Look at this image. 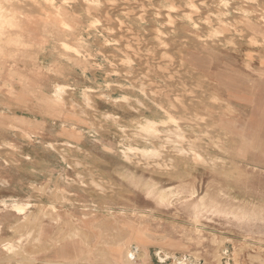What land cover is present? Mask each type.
<instances>
[{"label":"rangeland","instance_id":"374dc122","mask_svg":"<svg viewBox=\"0 0 264 264\" xmlns=\"http://www.w3.org/2000/svg\"><path fill=\"white\" fill-rule=\"evenodd\" d=\"M41 1L51 11V24L45 27L46 19L30 15L34 21L31 31L38 44L26 48L36 52L37 58L27 55L16 63L9 57L0 61V227L5 225L0 232L4 239L2 243L0 239V264H42L40 257L46 250L39 247L40 226L47 220L57 227L62 216L78 224H93L89 231L93 240L85 244L91 254L80 253L72 264H264V0H195L201 7L196 10L200 13L193 12L194 16L199 14L195 17L198 28L186 21L181 10L172 13L174 24L155 15L154 9L165 8L161 0H119L121 6L118 0H110L118 5L107 12V17L102 14L109 0H99L98 10L93 8L97 12L85 7L93 0ZM172 2L180 8L187 4L186 0ZM32 3L15 2L12 12L26 15L24 8L35 6ZM59 6L68 9L71 28L60 25ZM142 7L146 8L144 13ZM132 10L141 11L135 14ZM218 15L228 21L225 37L213 33ZM97 17L103 20L96 23L97 27L89 26ZM114 19L125 22L121 34L117 33L120 39L129 35L128 40H134L133 36L144 39L130 51L144 59H139L140 65L134 57L128 62L121 44L114 40ZM157 23L164 32V43L154 36ZM8 35H2L0 44L6 51H14V45L7 44ZM82 35L90 38L85 46L92 55V61L85 64L75 60L79 54L85 61V53H89L77 40ZM62 40L81 48L82 53L66 47ZM205 52L213 58L211 72L206 75L197 72L187 58L190 53L204 57ZM145 57L158 60L147 58L145 62ZM161 65L166 66L165 71ZM12 68L34 79L38 95L43 90L51 94L58 84L66 85V101L70 98L72 103L66 106L67 116L46 106L39 108L34 99L18 103L8 87L13 82L21 88L11 77ZM120 68L124 69L120 72ZM219 69L226 72L227 84L215 77L214 71ZM145 87L156 90L155 95L180 97L188 117L184 119L188 136L197 140L196 145L202 143L197 149L204 158H216L223 167L194 164L169 146H163L166 150L156 158L169 164L166 172L137 167L124 159L122 151L126 147L149 145L133 137L131 129H136L144 116L165 117L146 96ZM98 93L113 98L130 96L146 106L138 111L103 100ZM84 97L91 98V105ZM81 109L80 119L71 118ZM109 114H116L120 123L107 117ZM12 116L32 120L11 121V127L6 123ZM224 119L231 121L235 136L224 128ZM66 129L80 133L72 138ZM50 228L54 230V225ZM27 231L25 242H13L15 252L3 249L4 243ZM79 238L71 237V241ZM129 250L131 255L125 252ZM68 262L56 260L54 264Z\"/></svg>","mask_w":264,"mask_h":264},{"label":"bare ground","instance_id":"6f19581e","mask_svg":"<svg viewBox=\"0 0 264 264\" xmlns=\"http://www.w3.org/2000/svg\"><path fill=\"white\" fill-rule=\"evenodd\" d=\"M26 1H29L30 3L33 2L32 4L35 5V6H31L32 8H28V7H25L24 9H26L27 11V14L26 15H23L22 13L21 14H15L13 13V9L15 8V2H20V3H25ZM71 1V0H70ZM77 1V0H76ZM113 2V0H111ZM119 1V0H118ZM117 1V2H118ZM124 1V0H123ZM131 1V0H130ZM135 1V0H134ZM162 3L164 4L165 8L164 9H160V8H156L154 9L155 10V15H160V16H163L164 18L167 19V22H171V23H175V18H174V13H180L179 10H181L182 12L180 13L181 15L184 16V18L186 19L187 22H189L193 27L195 28H198L199 24H198V16L199 14H195L197 16H194L193 15V12L198 10V8L200 7V5H198V3L195 2V0H186V7L182 6V8H180L181 5L179 4H176L174 2H172V0H161ZM176 1V0H175ZM202 1V0H201ZM103 2V0H102ZM101 2V3H102ZM109 2V4L112 2L107 1ZM115 2V1H114ZM122 2V1H121ZM127 2V1H126ZM138 2V1H137ZM143 2V1H141ZM148 2V1H147ZM178 2V0H177ZM253 2V1H252ZM43 2L41 0H0V40H2V35L4 34H9L8 35V38H7V44L9 45H14L15 47V50L14 51H6L2 44H0V61L6 59L7 57L9 58H12L13 62L16 63L18 62V60H22L21 58L24 57H28L30 59L32 58H37V53L36 52H31V51H28L27 49L28 48H31L32 46H35L36 44H38V42L36 41V39L33 38V33L31 31V29H33V23L34 21H32L31 19V16L30 15H33V14H37L39 15L42 19H46V25L45 27H49V25L51 24V22H48L49 21V12L50 10H46L44 8V5L42 4ZM116 3V2H115ZM129 3V2H128ZM136 3V2H134ZM209 3V2H208ZM84 4V3H83ZM100 4V1L99 0H93V1H90L88 3L85 4V7L89 10H91V8H95L96 10H98V6ZM105 4V3H104ZM103 4V5H104ZM107 5H105V8L107 11L105 12L104 10V14H102L104 17H107V12L110 10V9H114L116 10V6L118 4H115V6L113 5L112 8L108 7V3H106ZM119 4H120V1H119ZM122 4V3H121ZM120 4V6H121ZM153 4V3H152ZM124 6L122 8H125V4H123ZM130 5V4H129ZM145 5V3H144ZM143 5V6H144ZM233 5V4H232ZM246 5V4H245ZM42 6V7H41ZM107 6V8H106ZM17 7V6H16ZM126 9L125 10H128V5H126ZM137 7V6H136ZM141 6H139L140 8ZM146 7V6H145ZM209 7V6H208ZM60 10H58V16H59V19H60V25L63 26L65 29H68V28H71V17L70 15L68 14V9L66 7H62V6H59ZM79 7H77L78 9ZM85 8V9H86ZM150 8V7H149ZM201 8V7H200ZM81 11V8H79ZM93 9V10H95ZM101 9V8H100ZM119 9V8H117ZM135 9V8H134ZM146 8L143 9L142 7V11L145 10ZM95 10V11H96ZM121 10V9H120ZM136 10V9H135ZM77 11V10H76ZM92 11V10H91ZM133 11V10H132ZM139 11V12H140ZM146 11V10H145ZM144 11V12H145ZM148 11V10H147ZM164 11V14L161 13ZM51 12V11H50ZM97 12V11H96ZM100 12V11H99ZM103 12V11H101ZM134 12V11H133ZM138 12V10L136 11V13ZM138 12V13H139ZM143 12V13H144ZM197 13H200L198 11H196ZM90 13V12H89ZM111 13H115L114 12H111ZM128 12H126L127 14ZM132 13V12H130ZM129 13V14H130ZM135 13V12H134ZM135 13V14H136ZM142 13V14H143ZM173 13V14H172ZM204 13V12H203ZM201 13V14H203ZM206 13V12H205ZM204 13V14H205ZM79 14V13H78ZM107 14V15H106ZM141 14V13H140ZM150 15V13H148ZM163 14V15H161ZM93 15V14H92ZM133 15V14H132ZM244 15V14H243ZM242 15V16H243ZM99 16V15H98ZM102 16V17H103ZM111 16V14L109 15ZM108 16V17H109ZM131 16V15H129ZM135 16V15H134ZM138 16V15H137ZM205 16V15H204ZM207 16V15H206ZM101 17V16H99ZM97 17L96 20L92 21L91 24L89 26L93 27L95 25L96 26V23L100 21V19L103 20V18H100ZM112 17V16H111ZM110 17V18H111ZM140 17V15H139ZM150 17V16H149ZM197 17V18H195ZM202 17V16H201ZM209 17V16H207ZM205 17V18H207ZM246 17V15H245ZM145 18V17H143ZM249 19V17H247ZM162 18H160L161 20ZM208 19H211L210 17ZM107 20V18H106ZM111 20V19H110ZM148 20V19H147ZM157 20V19H156ZM177 20V19H176ZM213 20V19H212ZM251 20V19H250ZM112 21H115V28L112 29L114 30V40L118 41L121 45L120 49H123L124 52L126 53V56H127V61L130 62V59L134 57L133 53H131L130 51L133 50V48H136L137 45L141 44L142 45V38H138L137 36H133L131 38H133L134 40L130 39L128 40V38H130V35L129 37L126 39V38H122L120 39L119 35L117 34L118 31H119V34H121L120 32V27L122 25V23H125L123 22V20H120V19H114ZM143 21V20H142ZM158 22V21H156ZM212 23V21H209ZM108 23V22H107ZM173 23V24H174ZM32 24V26H31ZM37 24V22L35 23ZM40 24V23H38ZM98 24V23H97ZM127 24V23H126ZM100 25V24H99ZM108 25V24H107ZM152 25V23H151ZM209 25V24H208ZM169 26V25H168ZM212 29H213V33L214 34H222L221 36H227L226 34H228V21H225L220 15L217 16V20L216 21H213V25H212ZM44 27V28H45ZM108 27V26H106ZM125 27V26H124ZM178 27V26H177ZM176 27V28H177ZM9 28H13L14 30H11ZM63 28V29H64ZM131 28V27H130ZM129 28V29H130ZM145 28V27H144ZM156 29V32L154 33V36L161 42V43H164L165 40H164V36H163V30L162 28L159 26V23H157L155 25V27H153ZM171 28V27H169ZM236 28V27H235ZM9 29V30H7ZM102 29V28H101ZM168 29V28H167ZM174 29V28H172ZM252 29H256L255 27H253ZM47 30V29H46ZM111 30V31H112ZM133 30V29H131ZM244 30V29H243ZM106 31V30H105ZM104 31V32H105ZM126 31V30H125ZM130 31V30H129ZM137 31V30H136ZM165 31V30H164ZM170 31V30H169ZM173 31V30H172ZM108 32V31H107ZM123 32V30H122ZM128 32V31H127ZM147 32H149L147 30ZM230 32V30H229ZM125 33V32H124ZM135 33V32H134ZM146 33V32H144ZM167 33V32H166ZM243 33V32H242ZM13 34V35H12ZM128 34V33H127ZM151 33H149V36H150ZM113 35V34H112ZM147 35V34H146ZM152 35V34H151ZM241 35V34H240ZM124 36V34H123ZM121 36V37H123ZM141 36V35H140ZM144 37V36H142ZM147 37V36H146ZM78 38V37H77ZM113 38V37H111ZM171 38V37H170ZM173 38V37H172ZM250 38H254L252 35H250ZM90 38L88 37H85V35H82V36H79V38L77 39L80 43V47H84L85 45L88 46L87 44V41L89 40ZM148 40V39H147ZM145 39L144 42L147 41ZM215 41V40H214ZM219 41V44H222L221 43V39H218ZM217 41V43H218ZM62 43L67 47V46H71L69 43H67L66 41L62 40ZM97 43V41L95 42V44ZM147 43H151V42H147ZM146 43V44H147ZM179 43V42H178ZM209 43V42H208ZM185 44V43H184ZM133 45V46H132ZM87 49V51L89 53H85V61L81 60L79 57V54L76 55V61L80 62V63H83L85 64L84 62L86 61H89L91 62L92 59L90 56L91 53H90V49ZM148 46V45H147ZM24 47V48H22ZM73 47L75 50L74 51H77V52H80L82 53L81 51V48L79 49L78 47H75V46H71ZM144 47V46H143ZM149 47V46H148ZM27 48V49H26ZM139 48V47H138ZM142 48V47H141ZM140 48V49H141ZM155 48V47H154ZM159 48V47H158ZM161 48V47H160ZM163 48V47H162ZM156 49V48H155ZM169 49V48H168ZM72 50V49H71ZM163 50V49H162ZM73 51V52H74ZM122 51V50H121ZM120 51V52H121ZM143 51V50H142ZM155 51V50H154ZM153 51V52H154ZM165 51L168 52V50L165 49ZM76 52V53H77ZM102 52V51H101ZM99 52V53H101ZM136 52V51H135ZM134 52V53H135ZM160 51H158V54ZM164 52V50H163ZM137 53H139V51H137ZM146 53V52H145ZM144 51H143V54H145ZM149 52H147L148 54ZM156 53V52H154ZM103 54V53H102ZM142 54V53H141ZM146 54V55H147ZM157 54V55H158ZM18 55V56H17ZM28 55V56H27ZM88 57H87V56ZM152 55V54H151ZM161 55V54H160ZM198 55V54H197ZM206 56L204 57H200V55L196 56L195 54L193 53H190L188 54L187 58H188V61L190 64H192V66H194V68L197 70V72H200L202 74H205L208 73V72H211V69H210V64L212 63L213 61V58L212 56H210L208 53L205 52ZM209 55V56H208ZM108 56V55H107ZM110 56V55H109ZM143 56V55H142ZM145 56V55H144ZM143 56V57H144ZM155 56V55H154ZM208 56V57H207ZM140 56L138 54L135 55V59L138 61V64H139V58ZM171 57V56H170ZM169 57V58H170ZM133 58V59H134ZM149 58V57H147ZM145 57V62H146V59ZM150 58H153V57H150ZM149 58V59H150ZM172 58V57H171ZM132 59V60H133ZM153 59H157V58H153ZM161 59H165V58H162L161 56ZM174 59V58H173ZM141 60V59H140ZM144 60V59H142ZM141 60V61H142ZM151 60V59H150ZM158 60V59H157ZM172 60V59H171ZM178 60V59H177ZM122 61V60H120ZM155 61V60H154ZM160 61V60H159ZM163 61V60H161ZM118 62V61H117ZM157 62V61H156ZM155 62V63H156ZM171 62V61H169ZM167 62V63H169ZM178 62V61H177ZM87 63V62H86ZM148 63V62H147ZM150 63V62H149ZM119 64V63H118ZM132 64V63H131ZM141 64V62H140ZM139 64V65H140ZM144 64V63H142ZM152 64V62H151ZM154 64V63H153ZM166 64V63H165ZM173 64V63H171ZM121 66V64H119ZM148 65V64H147ZM164 65V64H163ZM174 65V64H173ZM110 66V65H109ZM124 66H126L124 64ZM155 66V64H154ZM123 67V64L122 66ZM142 68L144 67L143 65L141 66ZM157 67V66H156ZM162 67V65H161ZM164 67L166 66H163L162 68L164 69ZM171 67V65H170ZM180 67V66H179ZM146 68V64H145V67ZM148 68V67H147ZM155 68V67H153ZM173 67H171L172 69ZM178 68V66H177ZM121 70H119L120 72L124 69L120 68ZM133 69V68H132ZM135 69V68H134ZM152 69V68H151ZM159 69V68H158ZM161 69V68H160ZM161 69V70H163ZM170 69V70H171ZM111 70V69H110ZM118 70V69H116ZM129 70V69H128ZM137 70V69H136ZM156 70V69H154ZM174 70V69H173ZM142 71H145L142 69ZM165 71V69L163 70ZM168 71V70H167ZM172 71V70H171ZM175 71V70H174ZM2 67L0 66V73H2ZM35 72V71H34ZM33 72V73H34ZM111 72V71H109ZM117 72V71H116ZM137 73V71H135ZM139 72V71H138ZM155 72V71H154ZM162 72V71H160ZM179 72V71H178ZM124 73V71H123ZM129 73V72H128ZM131 73V72H130ZM129 73V74H130ZM140 73V72H139ZM157 74V70L155 72ZM163 73V72H162ZM117 74V73H116ZM148 74V72H147ZM161 74V73H160ZM166 75V72L164 73ZM163 74V76H164ZM172 74V73H169V75ZM146 75V74H145ZM150 75V74H148ZM168 75V76H169ZM214 75L215 77L218 78V80L220 81V83H225L227 84L229 81V78L228 76L226 75V72H223L222 69H219V71H214ZM121 76V75H120ZM171 76V75H170ZM169 76V77H170ZM11 77L14 78V80H16L17 82L19 81V84L21 85L20 89H18V84L16 83H13V82H9L8 84V87L10 89V93L12 96H15V99L17 100L18 103H27V101L30 99H34L35 101V104L39 105V108H44V106L47 107V109H55V112H63V115L64 116H67V113H66V106L67 104H72L71 101H70V98H69V101L67 103L66 100H68V96L65 97V94H67V87L66 85H62V84H58L56 86H54V90L53 92L50 94V93H47L46 91H41L40 95L36 94V90L34 89L36 87V83L34 81L33 78L29 77V76H25L24 74H22V72H19L17 71L16 68H12V73H11ZM130 77V76H129ZM160 77H162L160 75ZM143 78V77H142ZM140 78V80L142 79ZM151 78V77H150ZM139 79V78H137ZM163 79V78H162ZM186 79V78H185ZM128 80V79H127ZM149 80V79H148ZM152 80V79H150ZM149 80V81H150ZM165 79H163L164 81ZM168 80V79H166ZM174 80V79H173ZM131 81V80H129ZM138 81V80H137ZM148 81V82H149ZM170 81V80H169ZM182 81V80H181ZM136 82V80H135ZM140 82V81H139ZM142 82V81H141ZM151 82V81H150ZM154 82V81H153ZM167 82V81H165ZM155 83V82H154ZM158 83V82H156ZM173 83V82H172ZM175 83V82H174ZM134 84V83H133ZM143 84V83H142ZM152 84V83H151ZM151 84L149 85L151 87ZM161 84V83H160ZM180 84V83H179ZM139 85V84H138ZM141 85V84H140ZM144 85V84H143ZM154 85V84H153ZM156 85V84H155ZM163 85V84H162ZM174 85V84H173ZM115 86V85H114ZM117 86V85H116ZM136 86V85H135ZM157 86V85H156ZM171 85H168V87H170ZM176 86V85H175ZM163 87V86H162ZM172 87V86H171ZM170 87V88H171ZM183 87V86H182ZM190 87V85H189ZM142 88V87H141ZM154 88V87H152ZM158 88V87H157ZM156 88V89H157ZM204 88V86H203ZM17 89V90H15ZM114 89V88H113ZM172 89V88H171ZM142 90V89H141ZM144 90V89H143ZM145 90H146V96H148L149 98L153 99V102L155 103V105L157 106V108L159 110H162L164 113H165V117L164 118H159V119H156V118H153V117H147V116H144L143 117V122H139L137 124V128H132L131 131H132V135L133 137H137V138H141L143 139L144 141H147L149 145H146L144 147H140V146H128L126 147V149H123L122 151V154H123V157L124 159H126L128 162H132L134 165H136L137 167H142L144 169H150V170H153V171H157V172H166L167 170H169V164L167 163H164V161L162 160H158L156 158H159L161 155H162V148L163 146H165L166 148L169 146V149L174 152L175 154L183 157L185 160H188L189 162H192L194 164H202V165H209V166H212V167H223L220 165L219 163V160L216 159V158H209V159H206L204 158L203 154H200L198 149L199 147L202 148V143H200L199 145H196L198 144L197 140H194L192 138H190L188 136V133H189V129L185 128L184 126V121L187 120L188 117H186L185 115V110L183 109V105L180 104V97H166V96H163V95H155V91L153 89H148L145 87ZM91 93H94V92H91ZM97 93V92H96ZM168 93V91H167ZM180 93V92H179ZM99 94V93H98ZM171 94V93H170ZM184 94V93H183ZM194 94V93H192ZM172 95V94H171ZM175 95V94H174ZM180 95V94H179ZM190 95V94H189ZM99 96H101V98H103V100H107L109 102H114V104H126V105H129L130 107H132V109H136L138 111H141V106H146V104L144 103V101H140V100H135V99H132L130 96H126V95H122L120 97H117V98H113V97H110V96H107V95H104V94H99ZM173 96V95H172ZM188 96V95H187ZM153 97V98H152ZM42 99L44 101V103L42 101H38L40 99ZM84 101L86 102V104H90L91 105V98L89 97H84ZM185 99V98H183ZM182 103V102H181ZM186 103V101L184 102ZM135 104V105H134ZM73 106L75 107L76 105L73 104ZM78 106V105H77ZM187 107V106H186ZM13 109V108H11ZM189 109V108H188ZM79 110V109H78ZM84 110L81 109V111H78L80 113H72V117L71 118H74V119H80L81 116V112H83ZM87 111V110H86ZM91 110H89L90 112ZM59 114H62L60 113ZM88 112V113H89ZM99 114V113H98ZM89 115V114H88ZM198 115V113H197ZM80 116V118H79ZM92 116V115H91ZM199 117L202 118L201 115H198ZM87 117V116H86ZM93 117V116H92ZM107 117H113L111 114L107 115ZM198 117V118H199ZM106 118V117H105ZM114 121L116 120L117 123L119 121H121L119 119V117L114 114ZM89 119V117H88ZM183 119V120H182ZM185 119V120H184ZM19 120H23V121H27L31 123V120H28V119H18L17 117L15 116H12L9 118L8 122L9 123H6L7 125L11 123V121H19ZM90 121V120H89ZM120 123V122H119ZM221 123L225 126L224 128L227 129V131L229 132V135L231 136H235V134L233 133L232 131V128L230 126L231 124V121H228V120H222ZM193 124V123H192ZM34 125V124H32ZM194 125V124H193ZM8 126H11V125H8ZM12 127V126H11ZM74 128V127H73ZM124 130H127L125 128H123ZM68 132H70V136L72 138H76L77 134H79L80 132H76L75 130H69V129H66ZM191 130V129H190ZM191 131H196V130H191ZM99 132V131H98ZM102 132V131H101ZM130 133V131H129ZM127 134V133H126ZM227 136V135H226ZM164 140V138H166ZM229 137V136H227ZM164 140V141H163ZM158 142V143H157ZM217 144V143H216ZM217 146V145H216ZM116 149V147L114 146V150ZM2 150V148H1ZM4 150V149H3ZM3 150L1 152H3ZM60 150V149H59ZM166 150V149H164ZM163 150V151H164ZM154 159V160H153ZM169 161V160H167ZM166 161V162H167ZM174 166V165H172ZM171 169V168H170ZM174 172V171H173ZM52 213H55L53 210H52ZM56 217V216H55ZM57 219H60V215L58 217H56ZM85 223V222H84ZM83 223V224H84ZM87 224V223H85ZM0 232H1V227H0ZM3 249L7 252V253H13L17 250L15 244L13 242H9L7 241L6 243L3 244ZM118 249L119 251L122 249V247L119 245L118 246ZM126 250V249H125ZM125 252H129V255H131V252L130 250L129 251H125ZM69 262V264H72L74 263L73 259L74 258H66Z\"/></svg>","mask_w":264,"mask_h":264},{"label":"crops","instance_id":"0c3cea01","mask_svg":"<svg viewBox=\"0 0 264 264\" xmlns=\"http://www.w3.org/2000/svg\"><path fill=\"white\" fill-rule=\"evenodd\" d=\"M63 215H65L63 213ZM72 216V214H70ZM72 218V217H71ZM43 224H41L39 233L37 236L39 247L40 249H45L46 254L44 256H41L42 258V264H54V262L57 261H64L67 260L66 258H76L80 256V253L82 254H91V250L85 247V244L87 242H92L93 238L89 235L90 226H92V221H90L88 224H85L87 222H80V224L74 222L72 219L62 216V221L54 225V230L51 229L53 225H49L48 221L45 220ZM54 221H56L54 219ZM97 222V221H96ZM84 223V224H83ZM1 230L4 228V224H1ZM29 231L23 233L22 235L15 236L16 238L8 240L9 242L18 243L20 239H23L25 242V238L29 235L27 234ZM79 236L80 240L78 241H71V237ZM3 237L0 235L1 243L4 242ZM63 238V240L60 241V239ZM76 239V238H75ZM6 242V241H5ZM91 246V245H90ZM51 251V252H50ZM79 253L78 255H76ZM81 257V256H80ZM34 258L35 261H37V258L34 256L31 257V259ZM29 260V259H28Z\"/></svg>","mask_w":264,"mask_h":264}]
</instances>
